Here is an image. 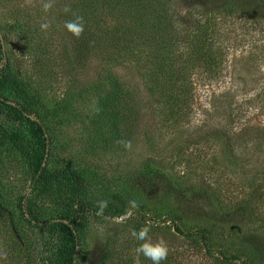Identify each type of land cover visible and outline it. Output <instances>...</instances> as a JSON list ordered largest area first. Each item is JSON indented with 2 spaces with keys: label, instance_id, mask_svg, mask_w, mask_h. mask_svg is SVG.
Segmentation results:
<instances>
[{
  "label": "rangeland",
  "instance_id": "374dc122",
  "mask_svg": "<svg viewBox=\"0 0 264 264\" xmlns=\"http://www.w3.org/2000/svg\"><path fill=\"white\" fill-rule=\"evenodd\" d=\"M78 1L0 0L2 51L21 84L35 93L38 114L53 137L47 173L76 169L88 181L78 193L86 210H72L79 217L74 264H135L139 242L132 226H148L153 242L166 243L162 264H264V174L253 173L264 165V136L260 143L254 138L264 126L262 9L254 0H161L179 26L190 30L193 21L216 17L204 45V67H216V73L210 76L204 68L203 74L200 65L188 75L192 102L179 117L169 105L187 97L184 87L177 95H162L149 90L153 84L146 76L94 56L77 66L63 25L77 16ZM48 2L52 6L45 11ZM19 13L20 26L13 28ZM44 22L50 27L41 31ZM26 25L31 31L24 45ZM43 43L51 46L50 57L35 48ZM112 76L115 85L107 81ZM91 83L94 89L84 92ZM105 101L108 116L101 120L96 113ZM212 102L221 108L212 109ZM58 107L63 108L54 116ZM0 118L7 123L0 128V264H61L60 236L46 225L73 215L66 202L72 187L43 181L33 186L32 135L24 125ZM121 141H131V149ZM228 146L237 158L227 156ZM101 201L107 207L99 214ZM26 207L35 221L27 222ZM119 216L126 218L116 223ZM174 225L185 233L203 230L204 243L179 235ZM220 252L239 260L221 262ZM139 264L151 261L141 255Z\"/></svg>",
  "mask_w": 264,
  "mask_h": 264
},
{
  "label": "trees",
  "instance_id": "16d2710c",
  "mask_svg": "<svg viewBox=\"0 0 264 264\" xmlns=\"http://www.w3.org/2000/svg\"><path fill=\"white\" fill-rule=\"evenodd\" d=\"M160 4L161 0H79L77 3L78 13L77 11L76 13L77 16L83 18L85 27L79 38L70 36L71 48L74 51L77 66L79 62L84 60V57L89 59L94 56L106 63L112 62L109 65L124 66L137 73L140 78L146 76L149 82L153 84L149 90L156 88L162 95L165 92H172L177 95L179 89L184 87L187 97L184 100L176 97L169 105V108L174 110L175 116L180 117L186 115L185 112L192 102L191 91L193 86L190 84L191 81L188 88L186 87L188 75H192L196 71V67L200 65L203 66L204 74V45L208 44L209 37L214 33L216 17L204 20L202 16L203 19L200 21H193L195 27L190 30L179 26L178 22L174 20L175 15L170 14V10L164 9ZM254 6H258L264 12V0H254ZM19 12L22 13L23 10ZM166 13H169L170 19ZM19 15L21 14L14 15L15 17L12 19L13 28L20 26L17 17ZM74 15L76 16V14H72L73 18L69 20L74 19ZM61 16L63 17L64 14ZM202 20L204 21L201 23ZM88 25L91 26V30H89ZM1 26L2 21L0 20V62L4 61V64L0 67V115L5 116L7 118L5 121L11 122V124L24 125L32 135L33 142L36 144L35 160L30 163L33 173V186L43 181L62 182L72 187L71 197H68L66 202L68 211H71L73 215L70 218L65 215L60 216L58 222L50 223L46 227L49 230L54 228L60 236L62 248L59 259L61 264H74L77 257L75 230L79 217L76 215L77 209L72 210L73 207H77L81 211L86 210V206H82L79 202L78 193L87 186L88 181L86 176L83 175L84 173L76 169L67 168L51 174L47 173V157L51 156L50 150L53 146V137L49 135L48 127L42 123L38 114L35 93L32 94L27 85L21 84L15 75L11 57L5 55L2 51L1 40L3 41L4 31ZM30 31V26H23L21 38H23V42H26L24 45L28 44L27 41H30V37H28ZM50 47L47 43L35 45L37 51L45 53L49 57L53 54L51 51L49 53L48 49ZM84 63H81V65ZM205 69L210 76L216 73L213 70L216 67L210 66L208 69V66H206ZM101 73H96L98 77L94 78L95 81L97 79L96 83L100 80L101 76L99 75ZM112 77L109 78L110 80L104 78L107 79L109 84H114V81L117 80L114 78L115 76ZM89 85L86 90L84 89V92L94 89L92 83ZM6 90L9 94L4 93ZM211 104L212 109H216L221 108L218 105L222 103L215 105L212 102ZM106 106L107 102L105 101L97 109L96 114H99V118L102 117L101 120L108 116ZM62 108L55 109L53 115L58 116ZM114 113L116 114L114 115ZM114 113H112V116L115 120L118 112ZM0 122V128L4 129V125L7 123L4 124L1 118ZM254 134V138L258 139L257 142L260 143L264 136V126L257 128ZM257 144L252 147L253 152H256ZM227 152L228 157L237 158L232 154L233 148L231 146L227 147ZM260 162H264V158ZM263 168L262 163L258 164L254 167L253 173L264 174ZM20 200L24 201L25 198L21 197ZM18 206L22 212V202H19ZM26 213L28 214L27 222L36 220L29 207H26ZM250 214L247 215L252 217ZM66 219H68L67 223H64L63 221H66ZM174 229L179 235L187 239L193 237L198 239L200 243L205 241L203 230L185 233L176 225H174ZM207 252L210 253L209 250ZM219 257L220 261L224 263L239 260L236 256L228 257L222 252L219 253ZM241 263L248 264L246 261H241Z\"/></svg>",
  "mask_w": 264,
  "mask_h": 264
},
{
  "label": "clouds",
  "instance_id": "9594fccd",
  "mask_svg": "<svg viewBox=\"0 0 264 264\" xmlns=\"http://www.w3.org/2000/svg\"><path fill=\"white\" fill-rule=\"evenodd\" d=\"M51 3H44L43 7L44 10L47 11L51 7ZM64 11L68 13L70 11L69 8H65ZM40 30L41 31H46L50 25L47 22L41 23L40 24ZM65 31L69 33L72 37L79 38L80 35L84 31V21L81 16H75L74 19L65 21L63 25ZM123 143L124 148L131 149L132 143L131 141H121ZM107 207V202L106 201H101L99 204L100 208V213L102 214L104 208ZM137 207L136 201H131L130 202V209L134 210ZM133 212L129 211L127 215H132ZM125 216H119V217H114V221L116 223H121L125 219ZM152 221H147V224H152ZM149 231L150 228L148 226H141V227H136L132 226L131 232L133 236L135 237L136 241H138V245L135 248L136 252V261L135 264H139V256L143 255L146 259L151 261V264H162L163 261L166 260L168 256V247L166 243L161 239L156 242H153L151 237L149 236Z\"/></svg>",
  "mask_w": 264,
  "mask_h": 264
}]
</instances>
